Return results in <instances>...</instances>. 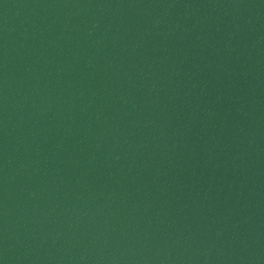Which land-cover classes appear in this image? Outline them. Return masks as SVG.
<instances>
[{
	"label": "water",
	"instance_id": "95a60500",
	"mask_svg": "<svg viewBox=\"0 0 264 264\" xmlns=\"http://www.w3.org/2000/svg\"><path fill=\"white\" fill-rule=\"evenodd\" d=\"M0 264H264V0H0Z\"/></svg>",
	"mask_w": 264,
	"mask_h": 264
}]
</instances>
